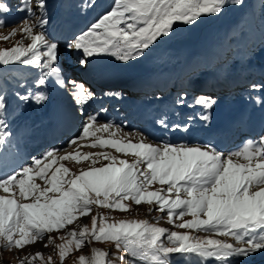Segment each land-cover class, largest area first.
Masks as SVG:
<instances>
[{
  "label": "snow or ice",
  "instance_id": "1",
  "mask_svg": "<svg viewBox=\"0 0 264 264\" xmlns=\"http://www.w3.org/2000/svg\"><path fill=\"white\" fill-rule=\"evenodd\" d=\"M230 2L241 4L242 0H114L86 30L73 37L67 49L82 53L79 60L82 68L89 62V57L103 54L124 62L134 60L144 55L145 50H150L158 38L168 36L177 22L191 26L203 16L220 14ZM87 6L94 8V0ZM47 8V0H19L16 11L24 14L19 31L30 42L25 46L21 40L11 48L0 49V66H36L39 70V76L26 89L27 94H15L22 104L44 105L49 97L43 89L54 78L61 89L66 84L71 85L75 103L83 108L94 98L93 93L75 80L62 78L58 67L59 47L48 39L44 31L49 22ZM10 11L11 8L0 0V16ZM5 23L0 18V27ZM16 31L14 28L2 39L8 40L16 35ZM174 103L184 105L185 97L178 96ZM215 103L204 95L194 98L193 104L203 110L200 120L209 121L208 113ZM193 104L187 106L193 107ZM7 114L8 101L4 92H0V149L4 151L11 138L7 131ZM157 123L166 132L193 131L190 123L169 125L165 119ZM110 129V137L120 132L119 126L100 124L96 115H89L82 125L81 135L70 140L69 147L89 135L95 136L97 132H109ZM129 135L124 133V137ZM145 140L146 137H141L139 142L133 143L131 140L100 139L99 146L113 147L117 152L132 154L137 159L129 164L123 159L117 161L114 156L98 153L97 160L102 157L110 163L82 170L67 180L64 177L69 175L68 169L58 167L51 178L46 179V184L51 186L43 189L31 181L34 175L45 179L47 169L57 162L56 152L61 150L47 151L41 159L49 160V163L38 172L33 166L40 165L41 159H35L33 165L13 170L0 178V190L9 193L7 198L0 197V251H20L43 240L46 234L64 229L79 216H86L91 211L90 205L126 212L129 208L123 201H131L136 205L157 204L159 211L167 212L169 224H175V220L186 215L191 216V220L175 224V227L228 236L244 246L234 247L218 239L201 240L187 232H169L146 220H121L109 224L105 223L103 216L99 217L98 227L97 217L93 216L91 230L84 225L79 232H68L67 236L72 237L68 244L74 242L79 250L85 241L111 242L117 249L129 252L132 259L128 264H134L136 260L146 264H170L172 254L215 258L219 264H242V261L264 252V187H261L264 185V135L259 141L249 140L242 148L227 155L208 144L161 143L154 146ZM89 158L90 154L83 157L75 154L58 159L79 162ZM117 163L119 167L115 166ZM141 165L145 167L141 168ZM153 182L167 187L148 191ZM50 192L54 195L49 196ZM164 192L174 194L175 198H166L162 195ZM17 196L23 200L31 196L32 200L20 203ZM165 233L167 243L161 239ZM48 243H52L51 236ZM68 244L56 246L61 264L71 250ZM106 255L94 250L91 260L81 256L79 264H106L103 259ZM18 261L19 264H36L37 261L44 264L40 252L18 258ZM47 264H52L51 256Z\"/></svg>",
  "mask_w": 264,
  "mask_h": 264
},
{
  "label": "rangeland",
  "instance_id": "2",
  "mask_svg": "<svg viewBox=\"0 0 264 264\" xmlns=\"http://www.w3.org/2000/svg\"><path fill=\"white\" fill-rule=\"evenodd\" d=\"M3 2H5V0ZM91 2H93V0H47L48 8L46 11L48 20L49 18H55L58 14H62L63 12H70L69 15L71 16H82L84 18L86 17V13H95V16H93L95 19L100 13L108 9L109 6L113 4L114 0H94L96 5L94 8L87 6ZM9 4L12 5L13 3ZM15 10L16 8L14 7L13 11ZM69 15H64V20L70 22L68 18ZM23 16L24 14L21 16H16V18L12 19H9L8 14L0 16V18H3L6 22L4 27H0V49L11 48L17 43V41L21 40H23L25 46L30 42L25 39L19 31L20 27L22 26ZM65 17L67 19H65ZM94 19L85 26V30L87 29L88 25L94 21ZM65 27L66 30H68L70 25L65 24ZM14 28L17 30L16 35L11 36L8 40L2 39V37L8 36V34L11 33ZM78 34H80V32ZM81 58L82 55L77 60L78 64ZM94 59L96 60L94 62H97V65L99 66L95 65V68H91V71L89 70V72L92 74H106L105 77L112 76L118 78L119 80L122 78V75H127L125 71H134V73H136L135 71H145L159 68L160 72H165L167 70L166 74H169L172 70H174V67L177 63L181 64L177 68L181 69L180 80H184L183 75H185V73L190 75L192 70L196 69V65L201 69V72H198L199 76L204 74L207 75L208 73L209 77L215 78L214 76H217L218 79L220 76L226 77L229 75V73H234L233 70L235 69L236 72L241 70L244 71L246 69L244 66H249L252 69L255 67V65L263 66L264 0H242L241 4L230 2L229 6L226 7L220 14L203 16L198 20V22L191 26H185L177 22V25L174 26V30L171 31L168 36L158 38L157 42L150 47V50H145L144 55L137 57L134 60L124 62L117 60L115 56L107 54H103L96 58H91L92 61ZM101 59L104 62L98 63V61ZM88 61L89 62L87 65L83 68L88 69L90 66H92L90 57L88 58ZM193 61H196L194 65L195 67L191 68L190 65H192L191 63H193ZM60 62L62 64L66 63L67 59L61 58ZM114 64L116 66H113ZM35 67L36 66L24 65H10L7 67L0 66V92H4L6 95L8 108L12 105L10 104V101L16 94L15 86L20 84L16 82L17 73L20 72L27 76L28 73L34 72ZM255 70L256 69H250L251 72ZM97 79L100 80L99 78ZM101 81L104 82L105 80L102 78ZM107 82L110 84L112 83V80L107 79ZM172 83H175V81ZM247 83H249V81L245 82L244 85ZM173 85L180 86L182 84L178 82ZM119 86L120 85L113 83L106 86V91H103L104 87H102L101 90L96 91L98 94L100 93V96H103L104 94H112L115 96L110 97L111 101L109 102H107V100L101 101L98 105V108L91 111V114L107 112L111 117L119 119L118 122L116 121L111 123L114 127L119 126L120 132L117 133L115 137H110L109 133L112 131V129H110L109 132H103V138L124 140V142L131 140V142L137 143L140 141L141 137H146L145 142L152 143L143 126L135 123L134 119L131 117L136 97L131 90H127L125 87L119 88ZM86 87L90 88V86ZM92 93L94 97V92ZM182 94H179L178 96H182ZM237 94L240 95V93ZM185 96L186 95H184V97ZM228 97L232 98L231 95ZM240 104L241 103H239L238 106ZM113 106H117V108L113 109ZM11 107L12 108L8 110H12L13 106ZM154 108L159 109L163 107L161 105L157 106L156 104L154 105ZM76 110L79 111L78 108ZM176 116L180 118L178 113ZM101 122L105 123L106 121L101 120ZM124 133H129L130 135L124 137ZM260 134L264 135V131ZM100 137L101 136H98L97 134H95V136L90 135L89 138L77 141V143L81 142L82 145L78 144L79 146H76V143L71 147H61L62 152H59L58 155H56L57 162L53 163L50 167L51 169L46 171L45 179H41L39 176L34 175V180L31 181V183L39 185L41 189L50 187L51 185L46 184V179L51 178L52 173L61 166L68 169L69 175L64 177V179L67 180L73 175H78L82 170H88L90 167H102L108 165L110 161L105 160L102 157L97 160L96 154L98 153L114 156L117 158V161L123 159L129 164H132L137 159L132 154L125 155L124 153L117 152L113 147L99 146ZM57 140H59V137ZM92 144H96L97 146L93 147L91 146ZM75 154H79L81 157H83L85 154H90V158L87 160L81 159L79 162L72 159H58L60 156H69ZM94 160L96 161L95 163H93ZM240 162L243 161L241 160ZM44 163L48 164L49 160H46ZM115 166L119 167L120 165L117 163ZM140 167L144 168L145 165H141ZM34 170L38 172L39 168L34 167ZM161 186L164 188L167 187L166 185H160L158 182H153V184L148 187V191H158L160 190ZM261 187H264V185H261ZM17 191L18 189H16V192ZM48 195L53 196L54 193L50 192ZM8 196L9 193H5L0 190V197L7 198ZM167 196L174 198L175 195L167 193ZM17 199L20 203H28L32 200V197L30 196L28 200H23L17 196ZM41 202H43V200ZM123 203L128 206L129 211L122 212L120 210H112L98 207L96 205H90L91 211L86 216H79L73 221V223L66 225L64 229L46 234L43 240H38L32 245H27L23 250L20 251H0V262L2 264H19L18 258H23L25 256L34 255L35 253L40 252L42 254L44 264H47L49 256L52 257V264H61L59 250L56 246L68 244V241L72 240V237L67 236L68 232H79L80 228L84 225H87L89 230H91V218L93 216L97 217V227L99 226L100 216L105 217V223L109 224L116 223L121 220H146L148 223L153 224L156 227L168 229L169 232H187L189 235L197 237L201 240L218 239L225 243L232 244L234 247L244 246L242 244L236 243L234 239L228 236H216L210 235L205 231H193L189 229L177 228L175 227V224L189 221L192 219V217L186 215L179 220H175L174 217L175 224H169L167 212L159 211L158 205L155 203L151 205L146 203L136 205L131 201H123ZM49 236L52 237L51 244L48 243ZM61 237H63V239H61ZM165 239L167 241V233H165ZM46 244L48 245L47 247H45ZM68 247L71 250L64 258L62 264H79V257L81 256L86 257L87 260H91L94 250L107 254L103 258L106 261V264H128L129 260L132 259L129 252L125 251L123 248L117 249L115 244L111 242H97L94 240L91 242L85 241L84 245L79 250L76 249L75 243L73 242L68 244ZM169 261L170 264H219L215 258L202 259L195 256L194 254H172L169 257ZM36 264H41V262L37 261ZM134 264H146V262L136 260L134 261ZM242 264H264V256L261 254L254 255L248 258L246 261H242Z\"/></svg>",
  "mask_w": 264,
  "mask_h": 264
},
{
  "label": "bare ground",
  "instance_id": "3",
  "mask_svg": "<svg viewBox=\"0 0 264 264\" xmlns=\"http://www.w3.org/2000/svg\"><path fill=\"white\" fill-rule=\"evenodd\" d=\"M17 1L18 0H5L4 2L11 8V12L7 13L9 19L23 15V13H18L16 10L13 11L14 7L17 8L18 6V3H16ZM10 2L13 4L10 5ZM65 13L66 12L58 14L55 18H49V22L45 26L44 31L51 42L57 43L60 56L62 58L66 57L65 59L68 58V62L65 64L64 68L68 69L71 73L69 79L75 81H77V78L84 79L97 89L102 87H104L103 89H106L107 85L115 83L131 90L136 95V102L131 117L134 119L135 123L143 126L154 146H158L161 143H170L172 145L187 144L194 146L208 144L214 147L218 152L227 155L230 152L242 148L249 140L259 141L260 136L262 135L260 133L264 131V103L259 102L256 98L250 97L249 94H247L248 92H246V88L249 89L250 87L243 85L244 82H247L248 80H254L255 73H257L256 75L261 74L264 77V67H261V65H255L253 69L256 70L253 72L250 71V69L253 70L251 67L244 66V68H246L244 71L241 70L236 72L235 69L233 70L234 73H229L228 76L225 75L226 77L220 76L218 79L217 76H214L215 78L209 77L207 72V75L204 74L199 76L198 72L201 69L197 65L195 67L194 65L196 62H194L191 63L192 65H190V67H195L196 69L192 70L190 75H187L186 73L183 75L185 81L180 80L181 69L176 70V74H174L175 70H173L172 75L167 79H164L166 71L160 72L159 68L135 71L136 73H134V71H125L127 75H122V78L120 79L123 81L112 76L105 77L106 74H92L89 70L91 71V68H95V65L99 66L97 65V62H94L96 60L94 59L92 61V57H90L92 66L88 69L81 68L77 63V60L82 53L76 51L70 52L67 49V44L75 35H78L79 32L81 33L85 30V26L94 19L93 16H95V13H86L85 18L82 16H71L69 15L70 12ZM64 15H69L68 18L70 22L64 20ZM65 19L67 18L65 17ZM65 24L70 25L68 30H66ZM103 62L102 59L98 61V63ZM59 65H61V62L58 61V66ZM113 66L116 65L114 64ZM39 74L40 73L36 67L34 68L33 73L27 74L28 77L25 76V74L18 72L16 82H23L22 85H24V87H20V84L16 85V93L27 94L26 89L32 86L33 81L39 76ZM102 78L105 80L104 82L101 81ZM107 79L112 80V83L109 84ZM54 81V78L50 79L48 85L43 89L49 97L48 100L51 101V104L48 106L47 101L44 105L37 106L31 103L22 104L18 101L15 95L12 97L13 99L10 101V104H12L11 106H13V109L8 110V114L5 117L9 125L7 131L11 133V138L7 150H3L1 154L2 157H0V178H3L13 170L19 171L24 167L33 165L35 159H41L49 150H62L56 145H53L54 139H56L57 135L61 132L66 135L65 141L62 143L63 148L69 146L70 140L80 136L82 125L89 115H96L100 124L104 123L101 122V120H105V123L118 122L119 119L111 117L107 112L91 114L92 109L95 110L100 104L96 101L89 102L87 105L83 106V108L78 106L79 113L77 114L74 110L76 104L74 99L69 98L68 93L65 92L66 90H63L64 92L61 93L58 92L61 88H59ZM173 81H175V83H172ZM77 82L80 83L79 81ZM178 82L182 85H173ZM253 84L256 85V82ZM156 87L160 88L154 89ZM167 87L173 91L170 95L167 94V96H165L167 93ZM252 88L251 91L253 93L259 92L257 94L264 97L263 89L258 87ZM63 89H65V87ZM156 90L162 91L161 95H164V97H162L161 101H164V104L170 105L174 109L179 107L183 112L190 108L187 105L194 101V98L198 93L211 98H218V101L216 106L208 113L210 117L208 122L200 120L197 116L191 117V120L189 121V117L178 119L175 118L174 114H164L163 111H156L154 107L152 108L156 99L150 97V95ZM179 90L188 91V94L185 97V104L182 106H177L173 103ZM230 91H237L240 95L234 99H227L225 94ZM114 96L115 95L112 94H105L101 97V101L107 100V102H109L111 101L110 97ZM59 98L62 100H59ZM95 98L98 99L97 96ZM239 103L241 104L238 106ZM11 106L8 109L12 108ZM115 108H117V106H113V109ZM196 108L199 107L196 106ZM82 113L83 116H79ZM32 115L37 119L32 120L30 118ZM16 117L22 119L23 123L16 125ZM49 118H52V121L46 122ZM161 119H165L169 125H183L190 123V127L193 131L189 133L166 132L157 123V121ZM16 130L19 132L16 133ZM91 131L92 130L90 129V132ZM22 132H25V135L22 134ZM38 132L43 133L38 134ZM96 134L101 136L100 139H105L103 138V131L100 133L97 132ZM89 136L86 138H89ZM153 142L158 143L154 144ZM78 144L82 145L81 142H78L76 146H79ZM12 147L19 148L22 153L21 161L18 160L19 156H16V154L15 156L10 155L9 152L14 151V149H10ZM29 152L32 154L30 157L27 154ZM45 161L46 160L41 159V164L33 167H38L39 169L43 168L46 165L44 163ZM259 254L264 256V252L256 255ZM0 264L2 263L0 262Z\"/></svg>",
  "mask_w": 264,
  "mask_h": 264
},
{
  "label": "trees",
  "instance_id": "4",
  "mask_svg": "<svg viewBox=\"0 0 264 264\" xmlns=\"http://www.w3.org/2000/svg\"><path fill=\"white\" fill-rule=\"evenodd\" d=\"M195 61H193V63H194ZM181 64L180 63H177L176 65H175V67H174V74H176V70H178L177 68L180 66Z\"/></svg>",
  "mask_w": 264,
  "mask_h": 264
}]
</instances>
